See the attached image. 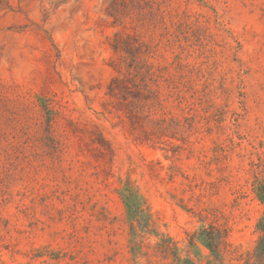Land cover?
<instances>
[{
	"label": "rangeland",
	"instance_id": "rangeland-1",
	"mask_svg": "<svg viewBox=\"0 0 264 264\" xmlns=\"http://www.w3.org/2000/svg\"><path fill=\"white\" fill-rule=\"evenodd\" d=\"M112 1L0 0V264H176L155 237L143 240L149 258L132 254L128 182L182 259L188 234L212 224L228 230L232 257L252 252L264 217V0H143L164 19L136 30L130 16L114 23ZM118 33L157 46L144 59L172 81L152 117L162 135H143L107 95Z\"/></svg>",
	"mask_w": 264,
	"mask_h": 264
},
{
	"label": "trees",
	"instance_id": "trees-1",
	"mask_svg": "<svg viewBox=\"0 0 264 264\" xmlns=\"http://www.w3.org/2000/svg\"><path fill=\"white\" fill-rule=\"evenodd\" d=\"M142 1L113 0L108 7V15L114 18L115 24L130 16L136 23L135 30L137 27L145 26L157 28L163 23L164 17L158 21L156 14L145 13L141 7ZM165 30L164 35H173L168 28ZM112 48L120 55V58L113 67L117 76L111 80L107 95L117 100V105L120 107L117 109L118 112H123L129 120L135 119L137 124L140 123L143 135H150L145 129L146 126L162 135L168 129L165 127L166 121L152 117L163 109L165 99L161 92V83L164 82L169 87L172 81L164 77L165 68L144 59V55H156L157 46L143 42L137 34L118 33ZM42 106L45 111L50 112V115L54 112L46 101ZM134 137L136 141H141L140 135H134ZM95 141L100 145L103 144L104 139L100 133L93 139V142ZM145 141H151V139L148 137ZM258 192L264 204V185L259 187ZM120 195L127 209L131 252L134 257L149 258V252L143 253L144 241L146 236H149L159 238L156 248L165 260L173 258L176 264H264V217L259 223L262 237L252 252L232 257L237 252L232 250V245L228 240V230L212 224L208 228L202 227L188 234V250L185 251V258L182 259L177 243L157 230L148 202L140 191L128 182ZM200 247L205 248L208 253L206 255L201 252L194 253L196 250L200 251ZM147 248L151 249V246Z\"/></svg>",
	"mask_w": 264,
	"mask_h": 264
}]
</instances>
